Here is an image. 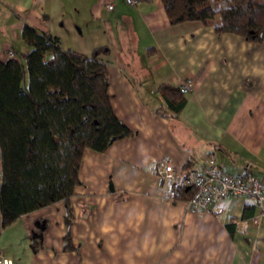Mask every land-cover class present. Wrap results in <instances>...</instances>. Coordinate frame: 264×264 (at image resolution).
Returning <instances> with one entry per match:
<instances>
[{
    "label": "crops",
    "instance_id": "1",
    "mask_svg": "<svg viewBox=\"0 0 264 264\" xmlns=\"http://www.w3.org/2000/svg\"><path fill=\"white\" fill-rule=\"evenodd\" d=\"M25 24L83 55L109 49L101 58L111 103L134 135L105 153H85L71 199L77 249H65L66 210L58 202L7 228L0 215V253L13 264H264L255 199L190 212L187 200L168 198L155 172L163 159L182 170L212 159L231 176L262 177L264 41L217 35L196 21L172 25L162 0H0V62L12 59L9 51L30 50ZM187 79L194 89L174 114L159 89Z\"/></svg>",
    "mask_w": 264,
    "mask_h": 264
},
{
    "label": "trees",
    "instance_id": "2",
    "mask_svg": "<svg viewBox=\"0 0 264 264\" xmlns=\"http://www.w3.org/2000/svg\"><path fill=\"white\" fill-rule=\"evenodd\" d=\"M162 2L172 25L196 21L213 27L217 35L264 41V0ZM21 37L30 50L0 62L3 228L64 202L65 249L74 250L71 199L82 184L85 153H105L134 133L117 117L111 103L109 64L101 58L109 55L108 48H98L91 55L63 49L59 38L29 24ZM159 92L172 113L182 111L186 98L178 88L163 85ZM190 198L187 191L181 199ZM227 229L233 237L235 224L229 222Z\"/></svg>",
    "mask_w": 264,
    "mask_h": 264
},
{
    "label": "built area",
    "instance_id": "3",
    "mask_svg": "<svg viewBox=\"0 0 264 264\" xmlns=\"http://www.w3.org/2000/svg\"><path fill=\"white\" fill-rule=\"evenodd\" d=\"M129 5H137L138 0H126ZM114 6H108L113 10ZM9 56L16 59L13 51ZM195 81L187 79L178 89L181 94L187 95L194 89ZM157 176L169 188L168 198L181 199L185 192L190 191L191 198L187 201L190 212H207L218 208L220 204L231 198H252L256 200L259 214L253 218L258 224L264 217V173L261 178L252 175L231 176L226 174L212 159H207L201 168L187 170L177 169L169 160H160L156 163ZM0 264H13L0 253Z\"/></svg>",
    "mask_w": 264,
    "mask_h": 264
}]
</instances>
